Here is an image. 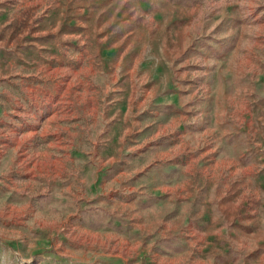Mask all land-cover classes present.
<instances>
[{
	"label": "rangeland",
	"instance_id": "1",
	"mask_svg": "<svg viewBox=\"0 0 264 264\" xmlns=\"http://www.w3.org/2000/svg\"><path fill=\"white\" fill-rule=\"evenodd\" d=\"M0 264H264V0H0Z\"/></svg>",
	"mask_w": 264,
	"mask_h": 264
}]
</instances>
